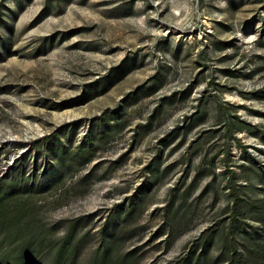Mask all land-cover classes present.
<instances>
[{
    "label": "rangeland",
    "instance_id": "obj_1",
    "mask_svg": "<svg viewBox=\"0 0 264 264\" xmlns=\"http://www.w3.org/2000/svg\"><path fill=\"white\" fill-rule=\"evenodd\" d=\"M263 198L264 0H0V264H226Z\"/></svg>",
    "mask_w": 264,
    "mask_h": 264
},
{
    "label": "trees",
    "instance_id": "obj_2",
    "mask_svg": "<svg viewBox=\"0 0 264 264\" xmlns=\"http://www.w3.org/2000/svg\"><path fill=\"white\" fill-rule=\"evenodd\" d=\"M236 199L226 228L228 237L233 236L234 229L238 223V214L241 213L239 211L241 204L238 203V196ZM257 204L255 208L256 214L251 218L258 221V224L252 226L250 230H246L244 236L246 243L242 247H238L236 244L233 245L231 256L226 264H264V198L260 199ZM57 258H59V255H56L55 259ZM26 261V254L20 253L17 255L15 263L26 264Z\"/></svg>",
    "mask_w": 264,
    "mask_h": 264
}]
</instances>
